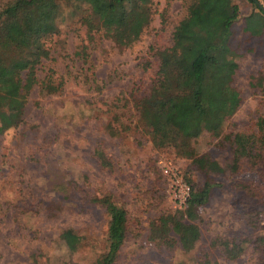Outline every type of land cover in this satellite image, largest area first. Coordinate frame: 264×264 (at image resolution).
Returning a JSON list of instances; mask_svg holds the SVG:
<instances>
[{
    "label": "rangeland",
    "instance_id": "374dc122",
    "mask_svg": "<svg viewBox=\"0 0 264 264\" xmlns=\"http://www.w3.org/2000/svg\"><path fill=\"white\" fill-rule=\"evenodd\" d=\"M17 1L0 0V11ZM60 3L57 32L42 40L48 55L36 72L57 90L34 87L23 123L0 134V264H95L107 249L102 201L109 199L127 212L126 239L114 264H262L254 240L264 237V171L244 165L215 174L194 164L207 155L222 166L232 158L224 137L255 134L264 118V30L260 36L245 30L258 10L246 0H211L206 13L191 16L194 0H151V21L140 39L119 47L83 22L86 7ZM233 6L238 17L229 47L237 65V112L213 137L195 131L191 102H183L172 121L189 136L194 157L155 146L153 137L163 140L170 126L149 130L139 104L159 85L160 66L179 61L188 68L191 54L218 45L223 14ZM159 161L198 187L212 185L194 222L200 238L188 253L171 230L181 209ZM250 212L258 213L256 230L248 227ZM226 241L238 246L237 259L223 254Z\"/></svg>",
    "mask_w": 264,
    "mask_h": 264
},
{
    "label": "trees",
    "instance_id": "16d2710c",
    "mask_svg": "<svg viewBox=\"0 0 264 264\" xmlns=\"http://www.w3.org/2000/svg\"><path fill=\"white\" fill-rule=\"evenodd\" d=\"M210 1L194 0L190 8L191 16L206 13ZM246 1L258 10V14L245 20V30L253 36H260L264 30V7L259 0ZM64 2L86 7L89 13L83 17V22L119 47H130L136 43L152 16L151 0ZM60 6V0H19L0 11V134L23 123L26 98L34 87L39 85L40 92L44 93L57 90L49 78L39 81L36 72L48 55L42 40L57 32ZM237 12L238 8L233 6L227 14H223L219 44L208 45L191 54L188 68L179 61L160 66L157 74L159 85L139 104L140 120L149 130L157 124L170 126L171 132L163 140L153 137L155 146H173L188 154L187 158L194 157L189 136L172 121L173 114L181 110L183 102H191L189 109L195 116V131H204L213 137L221 134L225 122L237 112L239 104L232 100V81L237 65L229 47L231 27L238 17ZM256 125L255 134L237 133L224 137L230 144L232 158L222 166L203 155L194 160L198 170L216 174L225 169L235 172L238 167L246 165L250 171L258 167L264 171V118L258 119ZM98 156L101 165L109 168L102 153ZM180 176L190 187V197L180 212L171 218L170 224L181 250L188 253L200 238L199 228L194 222L198 219L199 207L209 200L212 185L206 181L198 187L181 173ZM102 203L108 218L107 249L95 264H114L126 239L127 212L110 199ZM257 214L250 212L249 215L247 224L253 230L260 225ZM261 229L264 230V223ZM221 248L227 259L238 258L237 245L226 241ZM254 252L264 264V237L255 238Z\"/></svg>",
    "mask_w": 264,
    "mask_h": 264
},
{
    "label": "built area",
    "instance_id": "2783aa9c",
    "mask_svg": "<svg viewBox=\"0 0 264 264\" xmlns=\"http://www.w3.org/2000/svg\"><path fill=\"white\" fill-rule=\"evenodd\" d=\"M158 163L163 175L169 179L175 202L177 203L178 207L182 209L190 197L189 185L183 181L177 169L170 163L163 161H159Z\"/></svg>",
    "mask_w": 264,
    "mask_h": 264
}]
</instances>
